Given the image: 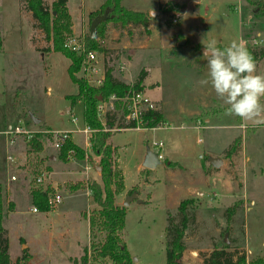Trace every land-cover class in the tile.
Wrapping results in <instances>:
<instances>
[{"label":"rangeland","instance_id":"1","mask_svg":"<svg viewBox=\"0 0 264 264\" xmlns=\"http://www.w3.org/2000/svg\"><path fill=\"white\" fill-rule=\"evenodd\" d=\"M46 1L52 5L53 0ZM259 2L264 0H123L125 7L149 15V27L111 22L99 39L104 50H94L100 69L95 78L113 68L116 78L134 84L146 72L143 90L166 118L157 128H119L123 111L116 109L111 98L101 116L107 124L109 114H114L117 127L111 129L109 142L118 148L115 157L124 172L125 191L135 189L144 201L135 200L127 207L124 230L136 264H166L168 211L176 214L180 201L188 197L198 204L196 220L186 234L189 247L202 255L227 236L233 246L242 247L249 261L264 257V124L226 115L227 106L211 86L199 83L208 75L203 49L213 40L219 47L232 40L264 47V14L258 12ZM94 6L92 10L84 0H69V12L74 17L78 14L81 23L68 36V43L90 34V14L99 7L96 2ZM169 6L172 9L164 11ZM0 30V181L5 182L12 172L17 183L31 190L35 179L45 173L39 186L57 181L60 188L56 192L63 198L51 206L56 208L48 217L32 211H23L19 218L5 217L12 264H16L21 226L33 232L24 233L31 239L33 259L29 264H66V255L78 251L76 243L72 247L76 240L84 245L77 264H84L80 263L84 249L92 242L87 216L96 207L86 182L100 181L101 175L94 169L100 158L92 154V133L86 140L78 132L86 122L84 103L73 104L68 97L78 92L68 72L71 61L60 52H43L50 44L26 0H0ZM182 39L186 43L180 45ZM257 71L264 74V59ZM77 76H84L82 70ZM261 100L264 103V97ZM33 116L41 122L35 123ZM16 127L23 132L15 133ZM38 131L45 132L44 149L29 155L27 140ZM63 132L77 144L88 143L93 162L58 158L57 136ZM238 137L240 149L228 157L226 151ZM156 142H162V147ZM148 148L163 154L155 169L143 167ZM216 157L223 159L220 167L209 161ZM48 166L56 174L50 175ZM239 201L242 205L228 222L227 208ZM102 238L98 233L97 239ZM189 257L184 264H198L194 256ZM102 263L112 264L109 259L89 255L87 264Z\"/></svg>","mask_w":264,"mask_h":264},{"label":"trees","instance_id":"2","mask_svg":"<svg viewBox=\"0 0 264 264\" xmlns=\"http://www.w3.org/2000/svg\"><path fill=\"white\" fill-rule=\"evenodd\" d=\"M259 3L261 6L258 7V12L263 15L264 3ZM168 5L172 4L168 3ZM26 7L38 22L39 28L45 33L46 40L50 44L43 52H60L71 61L68 72L77 86L78 92L68 97L73 104L78 101L84 103L85 122L93 129L91 136L92 154L94 153L100 158L98 164L101 173L100 181L88 179L86 182L91 190L92 201L96 207L89 218L92 237L91 246L85 247L82 262L87 264L89 255L93 254L94 258L109 259L112 264H135L124 236L127 208L119 206L116 201V196L125 190V176L115 157L118 148L109 142L112 137L111 129L117 127L115 126V117L114 114H109L111 117L107 119L106 127L98 116V105L100 101L108 100L113 95L117 98H123L130 94L132 90H142L146 72L142 71L138 80L134 84H129L116 78L113 68H107L104 84L99 87L91 85L85 78L77 76V73L81 70L84 55L73 50L68 45V36L73 31L69 0H54L51 6L46 0H26ZM171 9L172 6H169L164 11ZM106 11L109 12V17L97 27L98 38L94 39L90 34L85 37L86 51L104 50L102 45L99 44V39L105 34L106 27L111 22L122 26L135 24L149 27V15L142 11H135L125 7L123 0H103L100 7L90 14V19L93 20ZM247 47L256 60L258 68L260 61L264 59V47L250 45H247ZM2 49L3 38L0 30V52ZM115 106L119 111H123L122 120L124 122L119 124L118 127L136 128V121L126 122L125 116L128 114L126 102L116 99ZM141 119L143 121L142 128H157L165 123L164 113L156 108L142 111ZM45 136V132L38 131L27 140L29 147L27 153L29 155L31 153H39L44 149L42 139ZM57 140L61 143L58 158L66 161L70 157H74L78 160L93 162L92 154L74 142L72 138H63L58 135ZM240 146L241 137H238L226 151L227 156L235 155L239 151ZM94 169L96 170L97 167ZM47 170L51 171L52 168L48 166ZM39 185L36 178L35 184L30 190L33 204L43 212L50 211L51 206L48 202V194L55 190L52 185L47 189ZM134 192L135 189L130 190L129 195ZM242 203V201H239L227 208L228 222L232 221L233 216L238 212ZM11 207L12 205L10 204L9 208L11 209ZM197 208L196 199L188 197L180 201L176 214L168 211L165 231L166 264H183V254L189 248L186 234L190 225L196 220ZM6 213V199L0 184V264H12L9 252V237L4 227ZM228 230L227 228L226 232ZM98 233L103 236L100 240L97 239ZM28 256L25 253L23 257L16 260V264H23L28 259ZM202 264H264V257H257L249 261L245 252L242 251V247L233 246L231 243H226V239H223L220 243H215L208 254L203 255Z\"/></svg>","mask_w":264,"mask_h":264},{"label":"clouds","instance_id":"3","mask_svg":"<svg viewBox=\"0 0 264 264\" xmlns=\"http://www.w3.org/2000/svg\"><path fill=\"white\" fill-rule=\"evenodd\" d=\"M203 57L208 75L199 83L211 86L227 106L225 114L254 125L264 124V74L258 73L257 62L245 43L232 40L219 47L213 40L205 45Z\"/></svg>","mask_w":264,"mask_h":264},{"label":"crops","instance_id":"4","mask_svg":"<svg viewBox=\"0 0 264 264\" xmlns=\"http://www.w3.org/2000/svg\"><path fill=\"white\" fill-rule=\"evenodd\" d=\"M54 1V0H53ZM103 0H84V2L86 3L87 7H92V10H93V7H95V2L98 4V6L100 7L101 3H102ZM83 3V2H82ZM98 7V8H99ZM97 8V9H98ZM79 10V9H78ZM91 10V11H92ZM95 11V10H94ZM93 12V11H92ZM71 13V11H70ZM71 16H72V21H73V31H77L78 28L80 27V16L77 14L76 17L73 16V14L71 13ZM80 29V28H79ZM260 65V63H259ZM259 67V66H258ZM162 111V110H161ZM164 113V112H163ZM165 121H166V118H165ZM41 122V121H40ZM81 146L85 147V149L91 153V149L88 147L89 144L88 143H85V144H82V143H79ZM90 149V150H89ZM209 161H210V158H209ZM211 162V161H210ZM169 163V162H168ZM212 163V162H211ZM216 167V166H215ZM89 170V169H88ZM97 171V170H96ZM98 175L100 176L101 173L100 171H97ZM50 175H54L56 174V171L55 170H51V172L49 173ZM89 174V172H88ZM12 172L10 173V175L8 174L7 176V179L5 182H1L0 183L2 184V189H3V192H4V195H5V199H6V206H7V213H6V216H7V220H8V217L12 216V217H17L19 218L20 214H24L23 211H32L36 214L40 213V212H43L39 209V211L35 212L33 210V208L35 207L34 204H33V199H32V195L30 193V190H29V187L28 185H24V184H19L17 183L15 180L16 179H12ZM52 187L54 188L55 192L54 193H57L56 191L59 190L60 186H59V183L57 181H55L54 183L51 184ZM44 189H47L50 185L48 184L47 185V182L45 183V185H43ZM126 189V188H125ZM128 191H125L123 193H120L116 196V201H117V204L121 207H128L132 204L133 201L137 200H133L128 206H126L124 204L125 200L127 199V197L129 196ZM69 193V192H68ZM59 194V193H58ZM70 194V193H69ZM87 194V193H86ZM79 195V194H77ZM138 198L140 199L141 196L138 194ZM143 200V199H142ZM144 202V201H142ZM141 202V203H142ZM10 204L12 205L11 209L9 208ZM31 204V208H30V205ZM27 206V209H23V208H26ZM56 208V207H55ZM54 208V209H55ZM54 209H51L50 211H47V212H44L46 213V217H48V215L52 212V210ZM91 214V213H90ZM89 214V215H90ZM89 215L87 216V225H88V235L91 234V227H90V221H89ZM5 216V217H6ZM5 222V221H4ZM4 227L5 229L7 230V234H8V237H9V242H10V248H9V252L11 254V245H12V242H11V235H10V228H8L5 224H4ZM22 227V231H20L19 235H18V246H19V250H18V253L15 255V259L18 260L19 259V256L20 257H23L22 255H24L25 253H27L29 256H28V259L23 263V264H29L32 259H33V253H32V247H31V239H28V237H26V235H24L25 232H29L30 234H33L32 231L30 230H27L26 229V226H21ZM26 240V242H23V240ZM30 240V241H29ZM76 243V246H78V251H74V253H68L66 256H67V259H68V262L66 264H77L78 261L80 260H77L80 258V256L82 255L81 253V247L84 246L82 241L80 240H76L74 241V244L72 243V247H74ZM80 243V244H79ZM206 251V252H205ZM211 250H203L204 254H208ZM200 255L199 252L195 251V249H192L191 247H189L187 250H185L184 254H183V258H182V261H183V264H184V260L186 257H191V256H194L193 259H196L198 260V264H202L203 263V255ZM83 257V256H82ZM189 257V260H191V258ZM71 258H73V261H71ZM195 260V261H196ZM80 263H83L82 262V258H81V262ZM136 264V263H135Z\"/></svg>","mask_w":264,"mask_h":264},{"label":"built area","instance_id":"5","mask_svg":"<svg viewBox=\"0 0 264 264\" xmlns=\"http://www.w3.org/2000/svg\"><path fill=\"white\" fill-rule=\"evenodd\" d=\"M69 47H71L73 50L82 53L84 56V59L82 61V67L81 70L84 73V78L88 81V83H96L99 87L104 84L105 78H106V71H102L100 76L98 78H95V75L100 73V69L97 68V64L99 63L97 52L94 50L86 51L85 48V40L84 39H79V40H73L72 43H68ZM93 85V84H92ZM112 100L120 99L124 102H126V108L128 110V114L126 115V122L129 121H136V128H142L143 121L141 119V113L142 111L149 109V108H154L152 100L149 98L147 93L142 89V90H132L130 94H128L126 97L123 98H117L116 96H111L110 97ZM109 98V99H110ZM107 100H102L99 102L98 105V116L102 120L101 116L104 111V105H106ZM73 121H76L77 118L74 116L72 118ZM103 121V120H102ZM104 125L106 123L103 121ZM23 130L21 127H16L15 133H22ZM79 133H84L86 135V140L89 139L88 135L89 133H93V129L89 125H85L84 129H78ZM60 133V132H59ZM9 134H12V131L9 132ZM60 136V135H59ZM61 137L63 138H68L69 135L67 132H63L61 134ZM88 142V141H87ZM60 142H57V147L60 148ZM155 145L157 147H162V142H156ZM159 159L163 160V154L161 152H157ZM9 161L13 162L14 158L12 156L8 157ZM89 169V168H88ZM46 174L44 173L43 175L39 176L37 178V183L38 184H43L44 180L46 179ZM12 179H16L15 176H12ZM62 195L54 192H50L48 194V202L50 206L53 205H58L62 202ZM33 210L35 212L39 211L38 207H34ZM104 264V263H102Z\"/></svg>","mask_w":264,"mask_h":264},{"label":"water","instance_id":"6","mask_svg":"<svg viewBox=\"0 0 264 264\" xmlns=\"http://www.w3.org/2000/svg\"><path fill=\"white\" fill-rule=\"evenodd\" d=\"M107 12L108 11H106V13L104 15H99L92 20V22L90 24V35L92 38H94V39L98 38L97 27L100 25V23H102L103 21H106L108 19L109 16H108ZM174 43L175 44L177 43V39L174 40ZM185 43H186L185 39H182L179 41L180 45H183ZM33 121L35 123H40L41 120L33 116ZM210 161L216 167H220L223 164V159L220 157L210 158ZM160 162H161V160L159 159L158 153H156V152L152 151L150 148H148L147 155H146L144 162H143V167L149 168V169H155ZM96 167H97L96 170L100 171V166H96ZM135 199H137V201L139 203H141L143 201L142 199H139L138 194L136 192H134L127 197L124 204L126 206H128ZM225 239H226V243L230 242L227 236Z\"/></svg>","mask_w":264,"mask_h":264}]
</instances>
